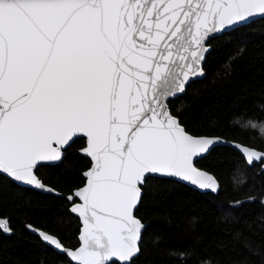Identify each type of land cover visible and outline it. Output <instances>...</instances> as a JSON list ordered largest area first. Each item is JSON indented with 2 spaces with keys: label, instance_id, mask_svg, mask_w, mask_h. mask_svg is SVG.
I'll use <instances>...</instances> for the list:
<instances>
[{
  "label": "snow or ice",
  "instance_id": "snow-or-ice-1",
  "mask_svg": "<svg viewBox=\"0 0 264 264\" xmlns=\"http://www.w3.org/2000/svg\"><path fill=\"white\" fill-rule=\"evenodd\" d=\"M257 15L264 0H0V171L44 188L34 169L76 134L94 162L68 197L84 225L73 261L130 264L146 174L219 190L195 166L218 139L189 135L167 100L203 74L207 38Z\"/></svg>",
  "mask_w": 264,
  "mask_h": 264
},
{
  "label": "trees",
  "instance_id": "trees-1",
  "mask_svg": "<svg viewBox=\"0 0 264 264\" xmlns=\"http://www.w3.org/2000/svg\"><path fill=\"white\" fill-rule=\"evenodd\" d=\"M201 78L167 100L169 111L194 135H217L264 151V135L242 127L264 121V17L208 41ZM236 118H239L237 122ZM75 138L62 159L35 172L63 194L84 184L90 159ZM195 165L218 181L216 193L201 192L171 178L148 175L135 216L146 222L130 264H264V170L248 166L228 145H214ZM64 195L44 193L0 173V264H74L26 228L56 235L68 247L79 243V218Z\"/></svg>",
  "mask_w": 264,
  "mask_h": 264
},
{
  "label": "water",
  "instance_id": "water-1",
  "mask_svg": "<svg viewBox=\"0 0 264 264\" xmlns=\"http://www.w3.org/2000/svg\"><path fill=\"white\" fill-rule=\"evenodd\" d=\"M259 17H264V16L257 15L256 17H254V18H250V19H247V20L244 21V22H239V23L233 25L232 27H230V28H228V29H226V30H224V31L230 30V29H232V28H234V27H236V26H238V25H241V24L247 23V22H249L250 20H253V19H256V18H259ZM224 31H223V32H224ZM216 35H218V34H215V35L210 36V37L207 38L206 41L204 42V47H206V48L208 49V51H209V49H210L211 46H210V44H209L207 41H208L211 37H214V36H216ZM208 51H207V52H208ZM207 52L204 53V59H205V56H206ZM204 59L200 62V66H201V67H202V65H203ZM202 70H203V68H202ZM203 74H204V70H203ZM203 74H202V75H199V76H196V77H194V78H191V79L189 80V82L192 81V80H195V79L201 78V77L203 76ZM189 82H187V84H188ZM187 84H186V85H187ZM182 93H183V92H182ZM180 94H181V93H180ZM177 95H179V94H177ZM177 95H176V96H177ZM176 96H175V97H176ZM169 99H170V98H169ZM171 115H172V114H171ZM173 116H174V115H173ZM174 117H175V116H174ZM176 119H177V117H176ZM177 120H178V119H177ZM181 126H182V125H181ZM186 132H187V131H186ZM187 133H188L189 135L194 136V137H207V138H216V139H218L219 142L213 144V145L210 147V149H211L214 145H218V144L228 145V146L233 147L234 149H236V150L240 153V155L242 156V158L244 159L245 163H246L248 166L252 165V163L249 164V163L246 161V159H245V155L242 154V152H243V148H244V147H247V148H249L250 150L254 149V150H256L257 153H264V151L259 150V149H256V148H254V147H252V146H249V145H246V144H242V143H240V142L233 141V140H230V139H226V138H223V137H220V136H217V135H204V134H201V135H194V134H191V133H189V132H187ZM77 137H84V139H85V144H84L82 147H80V148L78 149V151H79L82 155H85V156H87V157L90 159V165L88 166V168H86V169L83 171V176H84V178H85L84 184H82L81 186H79V187H77V188H74L73 191H72L71 193L63 194V193L59 192L58 190H56L55 188H53L52 186H50V185H48V184H45V183L42 181V179H40V178L38 177V175L36 174V172H35V169H36V168L34 169V174H35L36 177H37V178H38V179L44 184V186H45L44 188H39V187H37V186H35V185L28 184L27 182L17 181V180H15L14 178H12L9 174L4 173V172H2V171H0V173L3 174V175H5V176H7V177H9L11 180H13L15 183H17V184H19V185L26 186V187H30V188H33V189H35V190H37V191L44 192V193H52V194H54V195H64V196L68 199V197L71 196V195H73V194L75 193V191H76L78 188H82V187L85 185V183H86V177H85L84 173L87 172V171L93 166V163H94V162L92 161L91 157H90V156L86 153V151H85V150L87 149V146H88L87 137L84 136L83 134H76L74 137H72V138L70 139V141H69V143H68L67 145L62 146V149H61V157H60V158H58L57 160H54V161H46V162H41V163H40V164H44V163L54 164V163L59 162V161L62 159V157L64 156V154H65V151H64L65 148H66V147H67V146H68V145H69V144H70L75 138H77ZM53 147H57V145L54 144ZM210 149H209V150H210ZM209 150H208V151H209ZM208 151H207V152H208ZM207 152H206V153H207ZM206 153H205V154H206ZM205 154H202V155H200L199 157H201V156H203V155H205ZM199 157H198V158H199ZM196 159H197V158H196ZM196 159H195V160H196ZM253 163H259V167H260V169L264 170V159H262V160H255V162H253ZM40 164H39V165H40ZM195 166H196V165H195ZM196 167H197L198 169H200V170H202V171L208 173V174H211V175L214 177V179L217 181V179L215 178V176H214L212 173H210L209 171H207V170H205V169H202V168H200V167H198V166H196ZM148 175H151V176H157V177L171 178V179H174V180H176V181L182 182V183H184L185 185H188V186H190V187H192V188H195V189H197V190H199V191H201V192H206V191H209V192H212V193H216V192H217V191H212V190H208V189H201L198 185H194V184H192L190 181H184L182 178H172V177H168V176L165 175V174H159V173H156V174H146V176H148ZM217 182H218V181H217ZM142 184H143V183H142ZM142 184H141V185H142ZM141 185H140V186H141ZM218 186H219V184H218ZM68 200H69V199H68ZM69 202H70V201H69ZM73 204L80 205V204H82V201H81L78 197H76V198H74V199L70 202V205H69V210H70V212L73 213L75 216H77V217L79 218V222H80V227H79V232H78L79 243H78V245L75 246V247H68V246H65V245L59 240V238H58L56 235H54L53 233L48 232V231H46V230H44V229H42V228L36 227V226H34V225L30 224V223H26L25 226H26V228H27L28 231H30L31 233L37 235V236L41 239V241H42L43 243H45V244L51 246L53 249H55V250L58 251V252L64 253V254L67 256V258H68L71 262H73L74 264H78V262H75V261H73V260L71 259L70 255H69V252L75 251L76 249H78V248H80V247L83 246V240L81 239V237H82V235H83V228H84V225H83V222H82V217H80L79 213H74V212L71 211V207H72ZM145 224H146L145 221L142 222L143 228H144ZM142 230H143V229H142ZM41 233L48 234V235H50V236L55 237V238L58 240V242H59V244L61 245V247L58 248L57 246L51 244L50 241H45V240L43 239ZM138 243H139V241H138ZM137 253H138V252H137ZM137 253H136L133 257H135V256L137 255ZM133 257H132V258H133Z\"/></svg>",
  "mask_w": 264,
  "mask_h": 264
},
{
  "label": "clouds",
  "instance_id": "clouds-1",
  "mask_svg": "<svg viewBox=\"0 0 264 264\" xmlns=\"http://www.w3.org/2000/svg\"><path fill=\"white\" fill-rule=\"evenodd\" d=\"M237 122H239V118H236ZM242 127H251L253 129L258 130L262 135H264V121H257L248 119L241 124Z\"/></svg>",
  "mask_w": 264,
  "mask_h": 264
},
{
  "label": "flooded vegetation",
  "instance_id": "flooded-vegetation-1",
  "mask_svg": "<svg viewBox=\"0 0 264 264\" xmlns=\"http://www.w3.org/2000/svg\"><path fill=\"white\" fill-rule=\"evenodd\" d=\"M44 164H48V163H44ZM259 164V163H258ZM41 165V164H40Z\"/></svg>",
  "mask_w": 264,
  "mask_h": 264
}]
</instances>
